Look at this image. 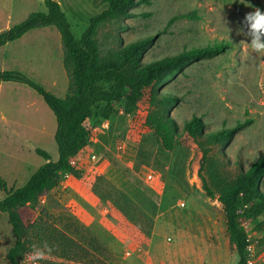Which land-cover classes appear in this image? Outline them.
Here are the masks:
<instances>
[{
    "label": "rangeland",
    "instance_id": "rangeland-1",
    "mask_svg": "<svg viewBox=\"0 0 264 264\" xmlns=\"http://www.w3.org/2000/svg\"><path fill=\"white\" fill-rule=\"evenodd\" d=\"M56 1L76 39L89 19L106 9L97 0ZM256 8L264 12V0H151L133 7L121 29L107 25L97 35L103 52L119 42L153 36L143 62L183 49L226 45L220 55L191 63L158 89L175 99L170 117L179 129L193 117L201 119L204 133L249 122L225 148L211 149L210 157L225 176L235 175L238 164L246 169L264 154V55L253 53L246 44L250 38L242 34L245 15ZM34 12H45L43 0H0V33ZM62 60L54 27L31 30L0 48V71L21 73L60 99L68 88ZM1 94L0 111L7 122H0V180L14 190L45 163L36 149L57 160L56 120L42 99L22 84L9 82ZM124 106V102L116 106L108 121L90 131L91 146L75 161L79 177L60 172L58 185L48 196L24 209L25 220L34 221L41 210L59 228L73 220L103 241L121 264H237L222 207L202 190L196 145L185 135L172 152H166L147 130L134 140ZM139 107L147 110V93ZM91 154L102 159L93 164ZM149 172L155 174L156 184L146 183ZM260 189L264 191V179ZM4 198L0 189V200ZM243 228L250 244L248 261L264 264V214ZM14 242L8 217L0 213V264H9L5 255ZM43 258L45 264H71ZM33 260L29 257L25 263Z\"/></svg>",
    "mask_w": 264,
    "mask_h": 264
},
{
    "label": "trees",
    "instance_id": "trees-1",
    "mask_svg": "<svg viewBox=\"0 0 264 264\" xmlns=\"http://www.w3.org/2000/svg\"><path fill=\"white\" fill-rule=\"evenodd\" d=\"M106 9L88 21V27L79 39L73 35L66 14L56 0H43L45 12H34L18 25L0 33V47L16 41L34 29L54 27L63 48V69L68 88L60 99L41 85L14 71H0V83L14 82L33 90L45 103L56 120L54 141L58 158L52 161L43 150L35 153L45 163L18 189H8L0 180L5 198L0 200V213L6 214L15 238L5 257L9 264H26L35 251L43 257H55L71 264H121L117 255L88 229L75 221L64 228L53 226L43 210L34 221L25 220L24 209L34 206L58 185V174L67 172L79 177L75 161L90 148V131L101 121H108L116 106L125 103L124 113L131 116L133 139L143 131L152 133L163 151L172 152L183 137H189L201 156L197 175L205 196L217 201L223 211L230 247L238 256L237 264H246L249 240L243 224L264 214V154L246 169L239 164L237 173L225 176L218 163L210 157L213 146L223 149L232 136L249 122L221 131L204 133L201 119L186 120L182 129L170 117L174 98L160 94L158 89L171 77L196 61L215 57L224 52L225 44L183 49L149 62L142 56L153 44L154 37L140 38L127 44L119 42L116 48L103 52L97 40L101 28L117 24L132 16L130 10L147 5L151 0H97ZM147 93L148 108L141 110L139 102ZM100 147V146H99ZM102 153L103 148H96ZM49 218V217H48ZM67 224V225H66ZM33 258L31 264H45L44 258ZM98 258L97 262L94 258ZM38 259V260H37Z\"/></svg>",
    "mask_w": 264,
    "mask_h": 264
},
{
    "label": "clouds",
    "instance_id": "clouds-1",
    "mask_svg": "<svg viewBox=\"0 0 264 264\" xmlns=\"http://www.w3.org/2000/svg\"><path fill=\"white\" fill-rule=\"evenodd\" d=\"M243 25L246 31L242 34L250 38L246 43L253 53L264 55V12L256 8L253 12L245 15ZM43 252L36 250L33 258H42Z\"/></svg>",
    "mask_w": 264,
    "mask_h": 264
},
{
    "label": "built area",
    "instance_id": "built-area-1",
    "mask_svg": "<svg viewBox=\"0 0 264 264\" xmlns=\"http://www.w3.org/2000/svg\"><path fill=\"white\" fill-rule=\"evenodd\" d=\"M97 159H98V158H97V155H95V154H91V156H90V161H91L92 163L95 162ZM145 181H146V183H148V184H150V185H152V184H156V176H155V174L149 172V173L146 175ZM183 206H184V205L182 204L181 207H183ZM246 264H251V262L248 261V259H247Z\"/></svg>",
    "mask_w": 264,
    "mask_h": 264
},
{
    "label": "crops",
    "instance_id": "crops-1",
    "mask_svg": "<svg viewBox=\"0 0 264 264\" xmlns=\"http://www.w3.org/2000/svg\"><path fill=\"white\" fill-rule=\"evenodd\" d=\"M27 34V33H26ZM19 40V39H18ZM8 44V43H7ZM5 46V45H4ZM0 48H2V47H0ZM7 83H9V82H3V83H0V97H1V93H2V90L4 89V87H5V85L7 84ZM0 122H3V123H6L7 122V119H6V117H5V114H2V112L0 111ZM95 155H97V162H99L100 161V159H102L101 158V156L100 155H98V154H95ZM94 164V163H93ZM104 173V172H103ZM105 174V173H104ZM108 179H110V177L109 176H106Z\"/></svg>",
    "mask_w": 264,
    "mask_h": 264
}]
</instances>
